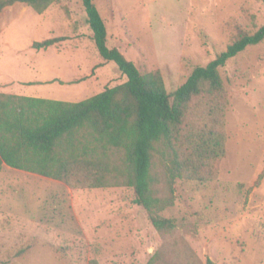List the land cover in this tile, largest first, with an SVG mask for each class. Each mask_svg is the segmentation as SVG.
I'll list each match as a JSON object with an SVG mask.
<instances>
[{
  "label": "rangeland",
  "instance_id": "374dc122",
  "mask_svg": "<svg viewBox=\"0 0 264 264\" xmlns=\"http://www.w3.org/2000/svg\"><path fill=\"white\" fill-rule=\"evenodd\" d=\"M94 2L109 45L141 72L160 69L172 94L195 67L264 25V0ZM9 11L0 14V90L77 102L128 79L100 54L83 0H60L43 13L24 6L7 25ZM54 36L66 39L33 47ZM220 74L229 98L220 174L208 182L176 180L174 204L161 212L174 219L173 229L153 225L131 186L74 189L5 165L0 264H264V40L228 60ZM156 158V187L165 196V163Z\"/></svg>",
  "mask_w": 264,
  "mask_h": 264
},
{
  "label": "trees",
  "instance_id": "16d2710c",
  "mask_svg": "<svg viewBox=\"0 0 264 264\" xmlns=\"http://www.w3.org/2000/svg\"><path fill=\"white\" fill-rule=\"evenodd\" d=\"M58 1L0 0V14L11 8L5 20L9 25L24 6L43 13ZM83 4L100 54L115 61L128 79L77 102L0 92V170L7 164L74 189L131 186L153 225L171 230L174 219L161 212L174 204L176 180L208 182L220 174L229 104L220 68L262 42L264 25L242 33L207 65L195 67L172 94L160 69L141 72L120 48L109 45L106 22L94 0ZM65 39L50 37L33 47L48 49ZM157 156L165 163V196L156 187Z\"/></svg>",
  "mask_w": 264,
  "mask_h": 264
},
{
  "label": "crops",
  "instance_id": "0c3cea01",
  "mask_svg": "<svg viewBox=\"0 0 264 264\" xmlns=\"http://www.w3.org/2000/svg\"><path fill=\"white\" fill-rule=\"evenodd\" d=\"M54 37H58V36H54ZM59 43V42H58ZM58 43H56V44H58ZM56 44H54V45H52V46H50V47H55V45ZM49 47V48H50ZM48 48V49H49ZM43 50H46V49H43ZM18 85H21L22 87L24 86V87H26V85H28V84H26L25 82H23L22 84L21 83H18ZM13 86V85H12ZM28 87V86H27ZM12 88V87H11ZM7 90L6 89H2V90H0V92H4V93H10V94H16V95H23V96H33V97H42V98H49V99H57L58 98V94H56V93H52V92H48V94H44V93H40V92H36V91H34V92H32V93H30V92H26V91H24V92H22V91H14V92H6ZM58 93V92H57ZM58 100H61V99H58ZM66 101H69V100H66ZM71 101V100H70ZM5 165H7V164H4L3 166H5ZM9 166V165H8ZM11 167V166H10ZM13 168V167H12ZM24 172H26L25 174H27V173H32V172H27V171H25V170H23ZM32 174H37V173H32ZM38 175V174H37ZM40 176H42V175H40ZM44 177H46V176H44ZM46 178H50V177H46ZM50 179H53V178H50ZM53 180H56V179H53ZM56 181H59V180H56ZM59 182H61V181H59Z\"/></svg>",
  "mask_w": 264,
  "mask_h": 264
}]
</instances>
